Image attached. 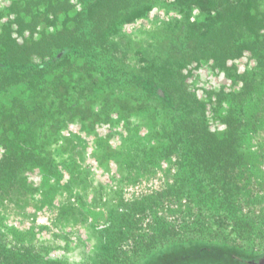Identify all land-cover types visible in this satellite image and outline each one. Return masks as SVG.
<instances>
[{"label":"rangeland","instance_id":"rangeland-1","mask_svg":"<svg viewBox=\"0 0 264 264\" xmlns=\"http://www.w3.org/2000/svg\"><path fill=\"white\" fill-rule=\"evenodd\" d=\"M63 2L0 0V67L11 71L6 53L26 48L32 54L34 66L43 67L55 56L65 60L67 64L55 68L48 76L51 84L54 77L70 73L66 79L69 89L57 86L55 93L49 89L36 94L8 84L0 87V163L8 155L3 146L8 145L6 138L10 136L9 123L5 122L10 101L17 98L24 105L36 104L39 112L31 116V121H36V116L41 118L43 113L53 116L47 121L38 145L39 154L52 160L46 163L50 167L28 165L12 178L3 176L0 169V240L8 247L27 248L36 255L67 264H98L100 255L120 246L129 257L135 251L143 254L136 264H263L264 0H245L257 15L260 29L256 45L245 49L242 57L228 61V75L200 65L188 81L190 90L200 98L205 97L204 91H220L222 87L227 94L222 112L210 119V130L222 137L226 125L220 118L227 112L231 114V125L240 138L236 156L241 161L231 172L230 180L232 186L237 184L241 188L234 198L242 217L201 207L192 195H166L157 210L165 224L170 223L177 231L148 255L142 251L144 245L135 244L132 236L113 245L105 228L122 209L127 211L134 204L148 201L146 198L161 196L168 186H174L179 174L176 159L157 165L149 163V155L164 143L157 136H162L167 127L168 114L158 109L156 102L142 99L141 94L149 91L146 88L136 90L131 83L126 89L117 83L108 85L101 76L106 60L98 54L122 59L119 62L123 65L122 72L130 79L141 68L134 57L138 52L156 56L160 47L168 44L166 34L162 33L164 22L168 23L172 14L171 3L168 0L156 5L148 18L118 25V31L106 42L111 51L98 48L92 52L90 44L91 49L83 52L67 50L63 55L54 53L51 57L44 53V48H54L60 43V33L66 35V30L73 29L70 18L85 7V0ZM109 4L110 9L115 7V1L110 0ZM165 9L169 11L167 16L162 14ZM94 25L84 22L83 29L95 30ZM107 26V23L99 25L97 30ZM133 42L137 44L133 46ZM84 62L87 64L82 65ZM80 79L81 86L75 89ZM56 96L63 100H56ZM53 101L58 103L56 109L50 108ZM64 108L70 110L64 113ZM13 114L18 117L16 123L25 122L20 108L15 107ZM56 122L61 123V128H49ZM41 124L42 121L38 125ZM237 218L244 221L243 226L238 225ZM141 220V229L133 234L148 237L150 214Z\"/></svg>","mask_w":264,"mask_h":264},{"label":"trees","instance_id":"trees-1","mask_svg":"<svg viewBox=\"0 0 264 264\" xmlns=\"http://www.w3.org/2000/svg\"><path fill=\"white\" fill-rule=\"evenodd\" d=\"M113 1L115 7L110 9V0H85L83 10L75 12L70 18L73 29L66 30V35L60 33L62 41L54 48L45 47L44 53L52 57L54 53L63 55L67 50L83 52L91 49L90 44L93 45L92 52L98 48L102 51L104 49L111 51L112 47H107L106 42L110 39V35L118 31V25L146 16L158 0ZM175 3L181 8L183 18L181 21L167 25L164 29L162 36L166 34L165 41H168V44L166 47H160L156 56L149 57L138 52L134 57L137 58L141 68L130 79L126 77L128 74L122 72V64H119L122 59L112 54H98L106 60L101 76L108 85L117 83L121 89H126L129 87L126 85L131 83L136 90L146 88L149 91L141 94L142 99L148 103L156 102L157 108L168 114L169 123L167 127L165 126L162 136H157V139L164 143L149 155L151 159L149 163L157 165L164 160L176 159L179 174L174 186H168L167 192L161 196L146 198L144 200L148 201L134 204L127 211L125 208L122 209L119 216L105 228V233L111 234L113 245L129 240L132 236L135 244L144 245L142 251H146L145 255L159 248L157 244L160 242H168L177 231V228L175 229L170 223L165 224L164 218L159 216L157 210L166 195L182 193L192 195L201 207L227 212L230 217H242V212L236 206L234 198L239 195L241 188L237 184L232 186L230 180L231 172L241 161L236 156L240 151L238 150L240 138L234 125H231V114L227 112L220 118L226 125L222 137L210 130V119L213 114L222 112L227 94L222 87L220 91H204L205 97L200 98L197 93L190 90L188 81L192 77L193 70L200 65H206L213 71L228 75V61L242 57L245 49L248 50L256 45L257 32L260 29L257 15L253 14V8L247 5L245 0L237 3L232 0H175ZM71 7L75 8L74 5ZM104 11H107L106 15L103 14ZM84 22L94 23L96 29H83ZM106 23L109 26L97 30L99 25L105 26ZM168 29L169 31L166 32ZM136 44L137 42H133V46ZM23 50L19 52L15 48L14 53H6L5 58L8 59L5 60L12 65V69L4 71L0 67V87L7 84L8 87L22 86L26 90L35 91L36 94L45 93L49 89L55 93L57 86L62 87L63 90L69 89L66 79L70 73H65L62 77H54L52 84L48 81V76L55 68L67 64L64 59L60 60L55 56L43 67L34 66L31 52L26 51V48ZM75 64L74 62L72 66ZM86 64L87 62H84L82 65ZM90 65L93 66V63ZM81 68L78 67L79 70ZM114 71L117 73L113 74ZM91 80L93 83H98L96 78ZM81 81V79L76 81L78 85L75 89L81 86ZM78 96L82 95L77 94ZM56 100L63 98L56 96ZM10 104L5 118V122L9 123L7 132L10 136L6 138L8 145L3 146L4 150H8V155H4L0 163L3 176L11 175L12 178L16 171L28 165L37 168L50 167L46 163H52V160H47L46 156L39 154L41 149L38 145L44 137L43 130L47 121L53 116L43 113L41 118L36 116V121H31V116L39 112L36 104L24 105L17 98L10 101ZM50 104L51 109L53 106L57 108V102L55 104L53 101ZM121 106L130 112L126 109V105L121 104ZM142 106L140 108H143ZM15 107L20 108L25 122H15V118L18 119L13 114ZM69 110L63 109L64 113ZM40 121L42 124L38 125ZM60 125V122H56L49 128L56 130L61 128ZM148 213L152 220L151 235L135 236L133 231L141 229V217H146ZM237 221L240 227L243 226V220L237 218ZM142 256L143 254H137L135 251L134 256L129 257L120 246L111 249L105 255H100L101 262L98 264H136ZM133 257L135 260L130 259ZM0 264L67 263L55 261L48 256L36 255L27 248L8 247L0 240Z\"/></svg>","mask_w":264,"mask_h":264},{"label":"flooded vegetation","instance_id":"flooded-vegetation-1","mask_svg":"<svg viewBox=\"0 0 264 264\" xmlns=\"http://www.w3.org/2000/svg\"><path fill=\"white\" fill-rule=\"evenodd\" d=\"M170 2L169 3H171L170 5L172 6V10H170V13H172V14H170L171 16H170V18H168V23H166V22H164V29L165 28H167V25H171V24H174L176 21H181L182 20V18H183V15H182V13H181V8H179L177 5H176V3H175V0H169ZM157 3L155 4V5H153L152 6V8L150 9V11L148 12V14L146 15V16H144V18L146 17V18H148L149 17V15H150V12H152L153 10H154V7L156 6V5H158V4H160V3H167L168 2V0H158V1H156ZM63 3H65V0H64V2ZM68 5H72V4H69L68 3ZM71 12V11H70ZM168 10H166L165 9V11L162 13L164 16H167L168 15ZM173 15H176V16H173ZM142 18V17H141ZM166 21V20H165ZM169 27V26H168ZM169 31V29L168 30H166V32H168Z\"/></svg>","mask_w":264,"mask_h":264},{"label":"water","instance_id":"water-1","mask_svg":"<svg viewBox=\"0 0 264 264\" xmlns=\"http://www.w3.org/2000/svg\"><path fill=\"white\" fill-rule=\"evenodd\" d=\"M264 264V263H263Z\"/></svg>","mask_w":264,"mask_h":264}]
</instances>
